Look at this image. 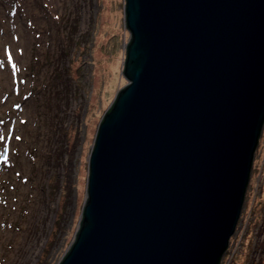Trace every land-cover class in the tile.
Masks as SVG:
<instances>
[{
	"label": "water",
	"instance_id": "1",
	"mask_svg": "<svg viewBox=\"0 0 264 264\" xmlns=\"http://www.w3.org/2000/svg\"><path fill=\"white\" fill-rule=\"evenodd\" d=\"M125 18L127 83L59 264H221L264 127V0H126Z\"/></svg>",
	"mask_w": 264,
	"mask_h": 264
},
{
	"label": "rangeland",
	"instance_id": "2",
	"mask_svg": "<svg viewBox=\"0 0 264 264\" xmlns=\"http://www.w3.org/2000/svg\"><path fill=\"white\" fill-rule=\"evenodd\" d=\"M125 4L0 0V264H59L75 240L97 129L127 83ZM221 264H264V127Z\"/></svg>",
	"mask_w": 264,
	"mask_h": 264
},
{
	"label": "trees",
	"instance_id": "3",
	"mask_svg": "<svg viewBox=\"0 0 264 264\" xmlns=\"http://www.w3.org/2000/svg\"><path fill=\"white\" fill-rule=\"evenodd\" d=\"M72 58H73V56H72ZM74 59V58H73ZM64 68H68V65L66 66V64H65V67ZM111 107H109V109H110Z\"/></svg>",
	"mask_w": 264,
	"mask_h": 264
}]
</instances>
